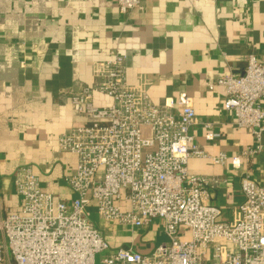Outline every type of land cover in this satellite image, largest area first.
<instances>
[{
    "label": "crops",
    "instance_id": "obj_1",
    "mask_svg": "<svg viewBox=\"0 0 264 264\" xmlns=\"http://www.w3.org/2000/svg\"><path fill=\"white\" fill-rule=\"evenodd\" d=\"M111 50L125 55L127 83L144 86L154 103L180 92L192 97L197 123L189 133L204 152L228 159L191 157L187 169L218 179L207 187L210 202L229 220L242 200L243 172L264 186V133L250 164L233 169L230 157L253 137L233 124L225 88L215 81L241 73L249 53L264 58V0H141L124 13L116 0H0V212L19 210L12 177L25 164L44 191L70 202L64 178L73 173L76 155L59 150L57 137L86 121L71 95L99 82L93 65ZM93 102L107 105L111 98L94 93ZM96 223L112 248L132 244L147 253L166 241L157 220L128 228L96 215Z\"/></svg>",
    "mask_w": 264,
    "mask_h": 264
},
{
    "label": "built area",
    "instance_id": "obj_2",
    "mask_svg": "<svg viewBox=\"0 0 264 264\" xmlns=\"http://www.w3.org/2000/svg\"><path fill=\"white\" fill-rule=\"evenodd\" d=\"M140 1L116 0L123 13ZM124 59L111 50L93 65L99 82L71 95L74 111L86 121L57 137L59 150L76 155L73 173L64 178L70 202L44 191L30 165L15 170L12 186L20 206L0 212V264H264V186L243 172L242 200L222 220L207 190L218 179L189 172L187 162L208 157L224 164L228 156L207 154L195 143L191 96L180 92L154 103L144 86L127 83ZM215 83L225 88L223 104L233 124L253 137L230 157L232 168L242 169L262 149L264 58L249 53L241 73H223ZM94 93L111 102L94 104ZM205 136L214 138L211 132ZM94 213L128 228L157 220L166 241L147 253L132 244L112 248Z\"/></svg>",
    "mask_w": 264,
    "mask_h": 264
},
{
    "label": "rangeland",
    "instance_id": "obj_3",
    "mask_svg": "<svg viewBox=\"0 0 264 264\" xmlns=\"http://www.w3.org/2000/svg\"><path fill=\"white\" fill-rule=\"evenodd\" d=\"M94 221L96 222V215H93Z\"/></svg>",
    "mask_w": 264,
    "mask_h": 264
}]
</instances>
